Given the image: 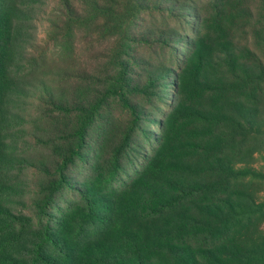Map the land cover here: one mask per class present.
<instances>
[{
	"label": "trees",
	"instance_id": "obj_1",
	"mask_svg": "<svg viewBox=\"0 0 264 264\" xmlns=\"http://www.w3.org/2000/svg\"><path fill=\"white\" fill-rule=\"evenodd\" d=\"M0 264H264V0H0Z\"/></svg>",
	"mask_w": 264,
	"mask_h": 264
},
{
	"label": "rangeland",
	"instance_id": "obj_2",
	"mask_svg": "<svg viewBox=\"0 0 264 264\" xmlns=\"http://www.w3.org/2000/svg\"><path fill=\"white\" fill-rule=\"evenodd\" d=\"M154 1V3L156 4V5H163L164 3H165V1H167V0H153ZM49 11H50V8H47L46 10H45V12H44V15H46V14H48L49 13ZM189 15H190V20H192L191 21V23L193 24V25H195V26H197V22L195 21V17H196V14L193 12V13H189ZM157 17V19L159 20L158 22H157V24H154V22H153V19H152V17L151 16H149L148 18H147V24H149V26H150V28L151 29H156V27H157V25H161L160 23L163 21L161 18H159L158 16H155V18ZM37 25H38V41L40 42V43H43L44 42V40H45V38H46V28H47V23L44 21V18H42V16H40L39 17V20H38V23H37ZM169 26H172V23L170 22L169 24H168ZM164 28H166V26H163ZM169 28H173V27H169ZM180 49H181V46H180ZM148 57H150L148 54H147V58ZM150 58H152V57H150ZM170 99H171V97H169Z\"/></svg>",
	"mask_w": 264,
	"mask_h": 264
}]
</instances>
